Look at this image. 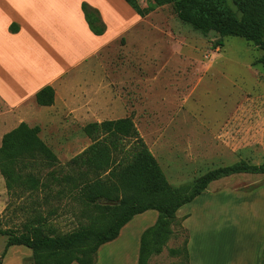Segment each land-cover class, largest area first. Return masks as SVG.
Returning a JSON list of instances; mask_svg holds the SVG:
<instances>
[{
  "label": "rangeland",
  "instance_id": "rangeland-1",
  "mask_svg": "<svg viewBox=\"0 0 264 264\" xmlns=\"http://www.w3.org/2000/svg\"><path fill=\"white\" fill-rule=\"evenodd\" d=\"M224 1L241 15L234 0ZM138 2L146 13L144 22L136 23L137 17L130 16L133 29L128 43L125 38L112 43L110 59L105 57V68L114 72L117 92L123 99L122 104L117 101L109 106L111 120L133 117L173 187L189 185L210 170L237 162L263 164L264 68L258 63L263 52L243 37H221L215 31L204 35L181 21L172 4L148 11L152 0ZM221 39L224 45H217ZM79 44L51 46L74 49L79 56L95 45L86 37ZM103 53L107 56V50ZM87 124L64 120L41 129L40 136L59 159L56 169L68 171L66 163L87 146L82 142L77 150L65 152L67 136H87ZM47 171L43 170L44 181ZM51 184L52 195L48 189L24 192L17 184L8 189L0 172V228L21 231L38 217L47 218L44 225L58 234L90 225L98 211L68 193L56 197L62 186L54 181ZM210 187V191L221 187L232 193L205 194L178 213L179 221L188 215L186 209L193 213L185 224L180 221L189 229L193 264H204L205 260L213 264H255L259 260L261 264L264 174H234ZM154 212L136 215L120 241L101 249L98 264H137V232L155 223L151 222ZM182 225H172L174 234L149 264H180L184 260L182 255L170 253L187 237ZM8 238L0 234V264H33L26 256L23 260L28 252L32 255L26 246L9 247L4 255Z\"/></svg>",
  "mask_w": 264,
  "mask_h": 264
},
{
  "label": "trees",
  "instance_id": "trees-1",
  "mask_svg": "<svg viewBox=\"0 0 264 264\" xmlns=\"http://www.w3.org/2000/svg\"><path fill=\"white\" fill-rule=\"evenodd\" d=\"M125 1L138 15L145 16L138 0ZM234 3L241 15L224 0H152L148 11L172 4L181 21L204 35L215 31L221 37H243L263 52L258 63L264 68V0H234ZM82 9L90 30L95 35L104 34L106 25L100 12L86 2ZM217 45H224V41L219 40ZM36 101L43 106L53 105V86L39 90ZM40 131L39 126L21 122L3 135L0 172L7 188L17 184L24 192L48 189L52 195L51 181H54L62 186L55 192L56 197L68 193L81 198L98 214L90 225L66 234L46 227L45 217L26 223L21 231L0 228V234L9 237L4 255L9 247L24 245L32 250L29 260L33 264H96L102 245L115 240L136 215L157 210L156 222L140 238L137 264H149L151 257L162 253L174 234L172 225H182L178 210L192 202L212 181L240 173L264 174V163L242 161L210 170L189 185L173 187L131 115L88 123L84 131L92 144L69 160L65 165L68 171L64 172L55 168L60 164L59 159L40 137ZM45 168H48L46 181L43 180ZM182 227L187 237L181 247L170 249V253L184 257L180 264H190L189 234ZM261 262L264 264V252Z\"/></svg>",
  "mask_w": 264,
  "mask_h": 264
},
{
  "label": "crops",
  "instance_id": "crops-1",
  "mask_svg": "<svg viewBox=\"0 0 264 264\" xmlns=\"http://www.w3.org/2000/svg\"><path fill=\"white\" fill-rule=\"evenodd\" d=\"M84 2L100 12L106 25L104 34L95 35L90 30L82 9ZM132 15L137 17L136 23L144 22V17L138 15L125 0H0V130L8 126L0 135V145L3 135L21 122L30 126L38 124L36 126L43 131L45 124L54 126L64 120L76 123L111 120L113 112L109 106H114L117 101L122 104L123 99L117 92L114 72L110 73L105 68V57L110 59L111 51L108 48L112 43L120 42L123 38L128 43L127 36L133 29L128 18ZM85 37L93 40L95 45L79 56L74 49L62 50L51 46L83 43ZM105 50L107 56L103 53ZM48 85L55 89V102L50 106L39 105L36 93ZM67 138V153L77 150L82 142L87 143L75 156L92 144L87 136L69 134ZM220 179L212 181L192 202L182 206L177 215L205 194L214 196L219 191L231 192L221 187L210 191V185ZM233 194L237 192L233 191ZM186 210L188 215L183 217V224L193 216L191 210ZM157 218L158 211L155 210L151 222H156ZM130 222L121 229L115 240L100 247L98 256L104 246L121 240ZM143 231L137 232L138 238H141ZM189 244L190 237L188 250L190 264H193ZM134 246L139 255L140 243L139 247L137 243ZM263 249L264 238L258 258ZM25 256L30 258V253L23 255V260ZM213 263L204 261V264ZM255 264H260L259 260Z\"/></svg>",
  "mask_w": 264,
  "mask_h": 264
}]
</instances>
